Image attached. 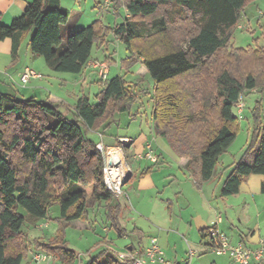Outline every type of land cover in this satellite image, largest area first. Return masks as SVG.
Instances as JSON below:
<instances>
[{"label":"trees","instance_id":"obj_1","mask_svg":"<svg viewBox=\"0 0 264 264\" xmlns=\"http://www.w3.org/2000/svg\"><path fill=\"white\" fill-rule=\"evenodd\" d=\"M249 1L124 0L128 16L122 23L109 27L100 20L94 21L79 27L63 44L61 25L68 22L70 11L61 0H33L10 24H0V40L12 39L15 58L30 35L31 51L43 57L52 70L79 74L90 61L95 44L102 47L113 34L130 52L122 65L141 63L154 81L152 120L156 135L167 138L173 152L186 159V168L206 181L212 178L220 156L236 139L240 118L234 108L240 96L244 100L252 90L264 91L254 74L241 81L225 68L215 73V100L208 92L197 98L201 92L196 81L211 69L210 61L227 45L232 50V64H241L243 52L252 57L264 54L232 47L234 29ZM169 4L177 7L182 23L190 18L195 26L184 40L171 24L173 20L157 15ZM140 17L153 19L145 24L136 20ZM137 40L144 41L136 45ZM135 93L122 75H116L99 92L97 102L86 95L79 97L69 109L74 118L65 116L58 104L50 100L0 94V264H22L29 250L40 248L61 254L64 262L71 264L79 254L68 247L66 230L76 220L87 221L89 209L100 202L106 203L111 227L121 237L128 235L120 224L121 205L115 202L117 198L103 180V158L86 129L108 128L114 114L130 110L138 99ZM259 106L258 102L252 110L249 146L233 163L222 184V197L239 193L250 175L264 176V117ZM214 107L216 122L208 114ZM36 113H41L46 123L34 126L32 117ZM12 117L17 125L9 135ZM29 165L27 173L20 172ZM261 191L264 193V181ZM56 204L60 215L55 220V239L37 240L29 246L28 233L23 230L27 217L19 209H25L37 224L48 218ZM201 235L205 238V230ZM100 257L101 254L91 257L85 264H108ZM122 264L132 262L124 260Z\"/></svg>","mask_w":264,"mask_h":264},{"label":"crops","instance_id":"obj_2","mask_svg":"<svg viewBox=\"0 0 264 264\" xmlns=\"http://www.w3.org/2000/svg\"><path fill=\"white\" fill-rule=\"evenodd\" d=\"M32 1L0 0V24H10L23 13L25 7ZM64 1L61 0L63 7H65ZM107 1L95 0L93 7L97 9V12L94 13V21L100 20L105 25L103 20L108 17L109 13L120 16L122 11L125 12V18L128 16L125 6L116 7V0H113L114 2L107 6ZM29 42L30 35H27L18 55L14 58L12 56V39L6 38L0 40L1 90L18 87L22 92L32 94L31 96H36L39 89L45 90L43 88L45 77L38 70H42V72L49 70H47L46 64H41L40 57L33 54ZM109 42L110 35L107 37V44L98 49L105 47L108 50ZM112 42H114V45L120 43L115 36ZM108 58L115 62L114 57L110 53L108 55L105 54L104 59L91 57L84 70L78 74L79 78L74 81L77 82L78 87L81 85L87 88L89 83H93L94 81L100 82L102 80L100 65ZM26 68L40 72L42 78L33 79L26 85L21 84L20 77ZM109 71L110 67L108 66L107 74ZM139 71L143 78L148 76L145 66L141 65ZM107 74L106 77L108 76ZM107 80L109 79L107 78ZM101 83L99 84L101 85ZM133 91L137 92L135 89ZM35 96L34 98L38 99ZM48 99L57 104L61 102L54 95L49 96ZM146 122L145 127L137 136L129 134L109 136L106 133L107 128L103 127L96 129V131L94 129L91 130L96 134V139L92 138L91 135L89 137L96 142L99 141L98 133H103L104 143L108 148L118 145L119 138L128 139L129 144L126 148L129 149L130 159L135 163L138 162L137 167H135L138 174L131 168V178L126 183L127 187L124 189V194L115 201L121 205L122 209L120 224L131 234L123 237L118 235L106 218V203L100 202L95 207L89 209V219L87 221L82 220L84 222H81L82 224L78 226L79 237L84 236V239H87V236H90L93 242L90 243L89 249L94 248L96 251L92 257L101 254L100 258L102 262L108 264L109 261H112V264H116L120 253L133 249L140 250L147 264H167V262H170V264H219L218 258L205 260L206 262L203 260L202 257L204 255L213 253L204 251V243L206 241L205 238H202L201 231L212 225H215L219 229L220 224L224 222V212L226 213L230 205L226 202L228 197L220 198L221 188L235 160L228 168L223 165L220 166L211 179L203 181L200 174L191 172L186 168V159L180 158L173 152L167 138L156 135L152 115L151 120L149 121L148 118ZM109 127H111V123ZM149 147L154 155L157 156V163H153L147 157L138 158L140 155L143 156L148 152ZM141 161L145 162L146 165L144 164V167L139 164ZM263 181V175L252 174L242 184L240 192L235 195L238 197L241 194L261 195L263 194L261 191ZM236 199L239 198H234V201ZM246 200V198H243V207L247 206L248 202ZM95 211H99L98 215L102 218L101 220L97 214L95 215ZM51 221L49 217L39 220L36 227L28 232V236L35 231L40 241L49 242L55 239L58 230L57 222ZM134 229L138 232L132 234ZM252 234L251 232L250 236ZM135 237L136 240L133 239ZM242 238L238 239V241ZM152 239L158 240L159 246L164 252L166 263H152L146 257L145 252L150 247ZM252 240H254L253 236L249 237L251 243H255L257 239ZM189 249L197 251L191 261L188 259ZM35 253L50 255V259L45 261L44 264H61L59 262L63 263L64 261L61 254L51 253L46 249L40 248L31 249L22 264H35L33 260ZM90 258V255H85L82 259L78 257L71 264H85ZM229 264H231L230 258Z\"/></svg>","mask_w":264,"mask_h":264},{"label":"rangeland","instance_id":"obj_3","mask_svg":"<svg viewBox=\"0 0 264 264\" xmlns=\"http://www.w3.org/2000/svg\"><path fill=\"white\" fill-rule=\"evenodd\" d=\"M108 1L110 3L114 2L113 0ZM64 3L65 7L70 11V18L66 24L61 25V36L63 44L66 43L68 36L71 33L75 32L79 27H86L88 26V24H91L95 19L94 13L97 12V9L93 7L95 0H65ZM115 3L117 5L116 7L125 6L124 0H116ZM176 9L177 7H175L173 4H169L165 7H162L157 15L158 17L164 16L168 19L173 20L171 24H173V26L176 28V32L179 35V38L181 40H184L186 36L195 31V26L191 22L190 18L187 22L182 23L181 15L176 13ZM152 19V17H140L136 20L145 24H150ZM124 20L125 12L122 11L120 16L109 13L108 17L104 18L103 21L106 26L114 27L116 23L120 24ZM179 26L182 29H179ZM112 40L114 41V35L110 34V45L108 47V50L105 47L98 49L97 44H95L92 50V57H99L100 59H104L105 54L108 55L109 53L114 57L113 59L115 62L108 58L104 60L105 62H103V64L100 65V75L102 77V80L100 81L102 82L101 85L99 84L100 82L94 81L93 83H89L87 88L81 85L78 87V85L76 84L77 82H74L79 78L78 74L56 72L46 64L43 57L39 56L41 64H46L47 70L49 71L42 72V70H38L41 71V73L45 77V82L43 84V88L45 90L39 89L36 96L40 100H49L48 97L54 95V97L61 100V102L58 103L60 112H62L65 116L74 118L72 110L69 109L75 105L79 97L86 95L93 103L97 102V95L103 89V87H105L108 81L107 78L111 79L117 74L122 75L126 79V81L129 82L130 88L137 91V93L135 94L138 95V99L131 106L130 110L122 113H117L114 116V118L111 120V127H108L106 129V133L109 136H114L117 134H129L131 136H137L145 127L147 123L146 119L149 118V121L151 120L153 108V100L151 95L154 92V81L149 73L148 76L144 78L143 76H141V73L139 71V68L142 65L141 63L131 64L128 67H124L122 64L125 60L128 59V57L130 56V52L123 42L114 45V42H112ZM143 41L144 40H137L136 45H141ZM231 42L232 47L243 49L247 52L255 54H262L261 52H264V0L249 1L247 7L245 8V11L242 13L234 29ZM183 46L186 47V43H184ZM231 51V48L229 47V45H227V47L220 50L216 57H214L212 61H210L211 69L201 75V80H197L195 83L198 88V92H201L197 96V98H199L200 95L208 92L209 94H212V98L215 100V75L225 68L230 70L231 73L241 81H244L248 74H254L255 76H257L258 83H260L261 86H264V54L252 57L246 55L245 52L242 51L244 54L243 60L240 62L241 64H232L233 60L231 61ZM108 66L110 67V71L107 74ZM106 74L108 75L107 77ZM180 81L182 80H179V82ZM1 93L15 94L19 99H30L31 97L35 96H31L32 94L30 93L22 92V90L18 87H10L9 89L5 88L2 90L0 89V94ZM244 102L245 110L243 111V117L238 121L239 130L236 139L228 148V150L220 156L216 170L219 169L222 165L229 167V165H232L234 160L237 161L247 150L250 142V134L253 124L252 110L256 107L258 102L260 103L259 109L261 111V115L264 117V91L256 92V90H252L248 95L246 94L244 96ZM215 110L217 109H215L214 107L212 112H208V114L212 118V120L216 122L217 113L214 112ZM234 114L238 116L237 108H234ZM32 120L34 126H39L42 123H46V120L41 113H36V115H33ZM15 125H17V120L15 117H12L11 127H9L8 129L9 135L13 132V127H15ZM94 131H96V129H94ZM86 133L87 135H91L92 138L96 139V134H94L91 130L86 129ZM52 142L53 141L49 138V143L51 144ZM118 146L123 148V150L126 152V162L130 166L131 174V168L136 174H138L135 168L137 167L138 162L135 163L130 159L129 149L126 148L128 145L123 146V144L119 142ZM138 158L140 159V157ZM139 164L144 167L145 162L141 161ZM29 168L30 165L24 166L20 170V172L22 171V173H27ZM129 178H131V175L128 177L127 181L129 180ZM127 181L125 182L123 190L127 187ZM54 188L55 187H53L52 190L57 192V189ZM235 196L236 195L225 197L220 196V198L222 199L228 197L229 199L227 198L226 202L230 206L227 209L226 213L224 212V222L220 224L219 230L229 236L233 242L238 241V239L242 237V239H246L248 241L249 237L251 236H253L254 240L258 238H264V193L261 195L258 194L257 196L248 194H241L240 197ZM234 198L239 199H236V201H234ZM243 198H246V201L248 202L247 206L245 207H243ZM19 211L27 217L23 230L28 233L30 230H33V228H35L37 224H34L33 219L27 215L25 209L20 208ZM98 212L99 211H95V215L97 214V216L100 218ZM59 215L60 207L57 204L53 205L49 211L48 217L50 218V220L56 222L55 220L59 217ZM101 219L102 218H100V220ZM81 222L84 221H74L73 227L70 226L68 228L69 230H66V238L68 236V247L75 249L78 253H80L79 258L82 259L85 257V255H90L92 257L94 253H96V251L94 248L89 249L90 243L93 242L90 236H87V239H84V236L79 237V233L77 230L78 226L82 224ZM251 232L253 234L250 236ZM129 234L131 233H128V235ZM132 234L135 233L132 232ZM29 239V246L35 245V242L37 240L40 241L39 236L35 231L29 235ZM133 239L136 240V237ZM117 258L119 259H117L116 264H122L124 260L119 256ZM202 258L204 261L218 258L219 264H229V257L227 255L217 256L215 254H207ZM167 259L169 260V258ZM44 263L45 262H43L42 264ZM59 263L65 264L64 261L63 263ZM109 264H112V261H109Z\"/></svg>","mask_w":264,"mask_h":264},{"label":"built area","instance_id":"obj_4","mask_svg":"<svg viewBox=\"0 0 264 264\" xmlns=\"http://www.w3.org/2000/svg\"><path fill=\"white\" fill-rule=\"evenodd\" d=\"M110 4L107 1V6ZM42 78V74L26 68L20 77V82L23 85L28 84L32 79ZM245 103L243 96H240L239 103L237 105L238 116L241 119L243 117ZM99 141L96 142V148L101 154L103 165V180L107 189L113 194L114 197L119 198L124 194L123 187L128 177L130 176V166L126 162V152L120 146H112L108 148L104 143L103 133H98ZM119 142L123 146L129 144V140L126 138H119ZM141 157H147L153 163L158 162V158L154 155L153 151L149 147V151ZM132 170V169H131ZM43 227V226H42ZM206 236L204 243V251L211 252L217 256L227 255L230 258L231 264H264V238H258L255 243H251L246 239H241L237 242H233L232 239L225 233L220 231L215 225H212L205 229ZM146 257L152 262L166 263L164 252L159 246L157 239H152L151 245L146 250ZM197 251L194 249L188 250V259L191 261ZM141 255L139 249L126 251L119 254V257L123 260H130L132 264H147L146 260ZM50 259V255L44 253H35L33 260L36 264ZM170 264V262H167Z\"/></svg>","mask_w":264,"mask_h":264},{"label":"water","instance_id":"obj_5","mask_svg":"<svg viewBox=\"0 0 264 264\" xmlns=\"http://www.w3.org/2000/svg\"><path fill=\"white\" fill-rule=\"evenodd\" d=\"M131 175V174H130Z\"/></svg>","mask_w":264,"mask_h":264}]
</instances>
